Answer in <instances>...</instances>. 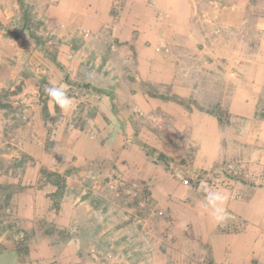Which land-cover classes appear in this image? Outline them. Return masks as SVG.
I'll return each instance as SVG.
<instances>
[{"label": "crops", "instance_id": "1", "mask_svg": "<svg viewBox=\"0 0 264 264\" xmlns=\"http://www.w3.org/2000/svg\"><path fill=\"white\" fill-rule=\"evenodd\" d=\"M117 2L120 5L121 0ZM130 2L136 6L135 12L140 13L136 18L138 25H132L134 18H118L117 25L120 33L121 30L127 33L122 41L134 40L141 80L168 85L177 97L191 98L198 104L209 100L199 92L198 84L184 85L183 73L178 72L185 69L183 64L187 61L195 69L205 68L209 70L207 75L219 80L221 88L213 102L221 108L227 105L232 129L229 140L239 147L235 159L248 162L245 172L248 180L244 178V183L251 184L252 193L245 195L248 188L241 187L237 196L231 190L234 185L220 191L228 196L226 217L231 213L241 218L245 226L239 232H215L219 224L203 210V200L193 208L184 206L180 198L188 195L187 186L173 178L165 165L151 161L145 150L130 143L119 127L111 131L113 135L104 149L97 141L85 137L73 139L69 132L62 133L63 142L68 139L66 143L72 149L61 147L55 155L42 142L43 130L35 122L40 114L32 112L36 135L32 127L30 137L21 139L11 152L0 153V264H133L143 257V250L137 248L139 244L135 248L130 239V224L126 220L115 224L119 220L114 217L110 218L115 220L111 224L101 221V209L90 202L91 194L99 186L96 183L107 180L109 183L106 178L111 179L113 174L142 182L147 198L160 215L174 216L180 209L181 216L186 217L185 223L164 232L171 240L156 232L157 236L144 243V247L152 250L150 264H251V260L264 264V120L255 119L258 112L264 113L257 111L264 101V0L257 1L263 12L256 19L254 33L246 32L244 25L247 21L244 7H249V0L222 2L224 7L212 12L219 19L216 36L212 31L208 36L193 33L196 4L200 0H124L123 4ZM149 2H155V7L150 9ZM112 3L113 0L105 3V17ZM50 9L51 14L53 10L60 12L56 6L50 5ZM150 15L154 18L153 30L149 31L146 21L151 19ZM211 25L215 33L214 23ZM145 30L148 36L143 39L144 34L136 31ZM145 41L151 43L150 47L143 46ZM142 100L149 102V107L163 110L165 116L187 128L190 135L184 147L154 145L155 150L176 164L191 151L186 163L194 170H209L219 162L225 138L214 115L192 105L183 108L168 99L142 97ZM238 120L247 123L239 128ZM2 124L1 121L0 135ZM125 130L129 135L128 124ZM47 173L61 175L60 188ZM87 181L93 183L95 191H87ZM7 212L9 221L4 220ZM162 225L168 224L156 222L159 232L164 231ZM138 249L140 253L133 252Z\"/></svg>", "mask_w": 264, "mask_h": 264}, {"label": "rangeland", "instance_id": "2", "mask_svg": "<svg viewBox=\"0 0 264 264\" xmlns=\"http://www.w3.org/2000/svg\"><path fill=\"white\" fill-rule=\"evenodd\" d=\"M23 1L30 14V29L40 37L42 46L35 44L28 30L20 28L23 19L18 0H0V21L3 25L0 27V89L10 91V101L13 100V106L16 107L11 110H0V125L1 121L4 125L0 135V153L11 152L21 139L30 137L32 127L33 134L36 135L34 131L36 124L33 122L32 126V112L40 114L35 122L40 124L43 130L42 142L45 149L55 155L59 154L61 147L72 149L70 144L66 143L68 139L63 142L65 137L62 133L69 132L73 139L85 137L97 141L104 149L115 127L122 130L123 136L129 137L130 143H135L139 147L142 144L151 149H155L154 145L173 149L185 146L186 140L190 137L188 129L165 116L163 110L153 108L154 106L149 107V102L142 100V97L145 99L147 97L158 101L160 98L153 95L170 98L175 94L168 85L141 80L140 72L137 70L134 40L122 41L127 33L123 34V30L119 32L117 19L134 18L132 25H138L136 18H139L140 13L135 12L136 6L133 3L124 5V0H121L119 5L113 0L112 5L109 6L110 12H107L105 17L107 11L105 3L109 0ZM200 1L196 4L197 15L193 33L208 36L212 31L213 36H216L220 30L217 24L219 19L215 18L212 12L223 8L222 2L225 0ZM257 1L249 0V7H244L247 13V18L245 17L247 21L244 24L246 32L256 31V19L263 12L262 5ZM154 3L149 2L148 7L154 8ZM50 5L54 8L56 6L60 12L55 13L53 10L51 14ZM150 16L151 19L147 18L146 21L149 31L153 30L151 22L154 18L153 15ZM212 22L215 25V33ZM136 32L144 34L143 39L148 36L147 30ZM203 39L205 42L206 38ZM150 45L148 41L143 44L145 47ZM53 58L56 60L53 61ZM56 61L63 66L62 70L56 65ZM183 66L185 69L178 72L183 73L181 80L183 79L184 85L198 84L199 92L209 101L203 100L201 101L203 103L198 104L191 98L184 99L180 96L178 101H168L183 108L185 105H192L202 111H212L216 105L213 100L219 93L218 88H221L218 86L219 80L207 75L209 70L205 68L195 69L187 61ZM65 74L68 75L67 80L64 79ZM51 86L65 88L74 105L72 110L64 112L55 106L45 92V89ZM18 88L20 92L17 93ZM262 110H264V101L257 106V111ZM222 111L228 115V118L225 114L222 118L230 120L227 105H222ZM255 119L264 120L260 117ZM242 123L247 122L238 120L239 128ZM127 124L130 128L129 135L125 130ZM176 124L178 126H175ZM234 124H236L235 120L232 119V126ZM219 126L225 138L221 147L223 154L219 162L209 170H194L188 166L186 161L191 155V151L188 150H192L193 147L186 149L188 151L186 159L177 164L156 150L167 158V164L160 163L165 165V170L173 178L179 180L181 184L187 180L188 183L182 185L187 186L188 195L184 199L180 198L184 206L186 204L193 208L196 202L204 200L208 190H220L230 185H234L231 186V190L233 189L232 192L237 196L242 192L241 187L243 190L248 188L244 191L245 195L252 193L251 184L248 183L247 186L244 183V178L248 177L245 175L248 162H244V159L240 161L235 159L239 147L232 145L229 140L232 136L231 125L225 123ZM3 140L6 143H3ZM106 180L107 183L106 181L96 183L99 185L96 187L97 190L92 188V182L87 181V191L96 190L91 194L90 202L101 209L99 214L101 221L111 224L115 220L110 218L114 217L119 220H116L115 224L123 220L130 224L131 229L128 230L131 233L130 239L134 241L135 248L136 244H139L137 248L142 249L144 253V256L133 264H150L152 250L144 247V243L159 233L163 238L168 237L171 240L169 235L164 236V232L167 230L169 233L171 226L185 223L186 217L181 216L180 209L174 216L164 213L160 215L159 209L147 198L145 185L140 181H129L116 174ZM182 212L187 216V213ZM9 219L5 213L4 220L9 221ZM226 219L222 224L225 228L224 232L234 233L243 230L245 225L243 226L241 218L230 213ZM161 221L168 224L162 225L163 232L162 230L159 232L156 228V222ZM230 228L235 230L231 231ZM139 249L133 252L140 253ZM92 254H95V250H92ZM251 261L255 264V260Z\"/></svg>", "mask_w": 264, "mask_h": 264}, {"label": "trees", "instance_id": "3", "mask_svg": "<svg viewBox=\"0 0 264 264\" xmlns=\"http://www.w3.org/2000/svg\"><path fill=\"white\" fill-rule=\"evenodd\" d=\"M18 3H19V5L21 7V10H22V19H23V23H22V25H21L20 28H22L23 30H28L29 31V35L31 36V38H33L35 44L37 46L41 47L42 46V42H41L40 37L37 36L30 29V22H29L30 21V14H29V11H28V9L26 7L27 5H26L25 1L18 0ZM2 26L3 25H2V23L0 21V27H2ZM55 60L56 59L53 58V61H55ZM56 65L58 66L59 69H61V70L63 69V66L59 62H57V61H56ZM64 79L65 80L68 79V75L67 74L64 75ZM96 90L97 91H100L99 89H96ZM18 92H20V89L19 88L17 89V93ZM14 94H16V92H14ZM153 96L154 97H158V98L163 99V100H165V99L175 100V101L180 100L176 95H172V97H170V98L164 97L162 95H160V96L153 95ZM55 106H57V105L55 104ZM185 107L190 108L188 105H185ZM14 108H16V107L13 106V100L10 101V91L5 90V89H0V110L1 109H9V110H11V109H14ZM208 112L210 114L214 115L217 118V120H218V122H219L220 125H223L225 123H228V119L227 120H224L222 118V115L225 114L227 116V118H228V115H227L226 112L222 111V108H221V106L219 104H217L212 111H208ZM257 116H259L260 118H264V113L261 112V114H260V112H258L257 113ZM140 146L145 150V153L147 154V156L152 161H154V162H165V164H167V161H166L167 158L163 154L158 153L155 149H151V148L147 147V145H145V144H142ZM43 173H45V171H43ZM47 175L49 177H53V182L60 188V186L62 185V183H61L62 182L61 175H58L57 173H53V174L47 173ZM58 195H60V193ZM225 220H227V219H225ZM222 224H219L217 226V228L215 229V232H224L225 228H224V226ZM230 230L231 231H234L235 229L230 228ZM251 264H253L252 261H251Z\"/></svg>", "mask_w": 264, "mask_h": 264}, {"label": "clouds", "instance_id": "4", "mask_svg": "<svg viewBox=\"0 0 264 264\" xmlns=\"http://www.w3.org/2000/svg\"><path fill=\"white\" fill-rule=\"evenodd\" d=\"M46 95L62 111L68 112L74 105L63 86H51L45 89ZM228 196L220 190H208L201 207L217 224H222L226 219L225 202Z\"/></svg>", "mask_w": 264, "mask_h": 264}, {"label": "built area", "instance_id": "5", "mask_svg": "<svg viewBox=\"0 0 264 264\" xmlns=\"http://www.w3.org/2000/svg\"><path fill=\"white\" fill-rule=\"evenodd\" d=\"M183 183H184V184H187L188 182H187V180H184ZM8 215H9V213L7 212V216H8ZM146 242H147V241H146ZM146 248H149V247H146ZM149 249H150V248H149ZM150 250H151V249H150Z\"/></svg>", "mask_w": 264, "mask_h": 264}]
</instances>
